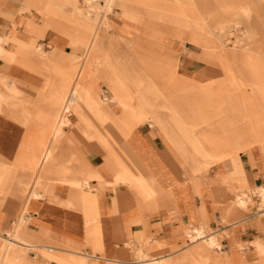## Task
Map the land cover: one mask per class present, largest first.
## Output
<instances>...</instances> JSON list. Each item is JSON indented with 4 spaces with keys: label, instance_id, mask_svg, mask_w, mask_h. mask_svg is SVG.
Masks as SVG:
<instances>
[{
    "label": "crops",
    "instance_id": "obj_1",
    "mask_svg": "<svg viewBox=\"0 0 264 264\" xmlns=\"http://www.w3.org/2000/svg\"><path fill=\"white\" fill-rule=\"evenodd\" d=\"M51 1L55 3L56 0ZM64 1L71 7L75 6L78 0ZM241 2V0H236L234 4L223 2L222 13L209 14L207 5L201 4L199 7L197 0H183L182 12L180 11L182 16L176 17L174 24L178 27L190 23L198 26L203 31L202 34H209L210 39L202 35L198 43L205 51L213 53V59L218 56L217 49H221L227 58H232L233 54L216 45L219 44V40L211 36L214 34L211 24L217 25L221 30L222 26L234 20V16L242 15L232 13V9L241 8ZM254 2L251 0L249 5L243 6L244 11L250 13L254 10ZM21 7L22 3L19 0H0V35L10 36V31L16 26L19 37L26 41L30 40V35L25 31L26 23L30 20L40 23V19L19 13L11 19L10 11L17 12ZM197 12H200V19L199 15L198 18L196 17ZM243 15L245 16L246 13L243 12ZM49 21L51 22L50 19ZM78 27L85 31V35L79 37L74 44L65 37L64 26L54 24L56 33L48 31L39 41L51 51L50 53L40 47L34 48L24 44L21 48L20 39L12 41L13 47L3 44V48L0 49V76L7 74L13 80L8 83L6 79L5 86L0 88V193L10 178L11 166L13 163L18 164L19 156L25 165L21 167L27 173L16 180L17 190L0 197V238L7 242L4 252L10 257L9 264H29L25 261L23 251L14 253L16 257L11 254V246L15 244L11 245L10 241L4 238L7 236V231H12L15 223L10 218L14 216L19 218L24 203L26 209L30 208V212L25 216L28 220L26 235L35 241H42L41 244H56L60 248L56 251L59 255H67L71 251V254L83 255L88 260L89 256L82 252H91L95 248L98 252L91 260L96 261V264H131L138 262L137 249L140 242L141 246H145L144 252L140 254L145 255L146 258L149 255L150 260L155 261L152 264H167L166 258L171 260V264H203V258H209L204 246L223 251L218 253V259H224L226 255L228 257L230 253L232 260H227L223 264H258L260 258L257 254L264 256V251L256 247V244L264 246V213L261 216L255 213L254 207H251L253 198L250 197L251 193H259L264 202V183H262L264 128L258 126V118H247V122L237 125L236 128L233 125L231 128L224 119V121L222 119L212 121L213 117L210 116L198 123L191 112L184 111V116L180 117L172 111V115L167 116L168 127L160 124L162 132L159 127H152L150 124L140 126L131 138L130 145L127 144V149L123 150L124 152L118 149L120 158L128 166L134 165L144 175V179L138 178L143 186L137 187L133 172L137 170L123 169L118 174L120 168L115 161L111 158L108 160L106 153L94 139L89 137L88 131L93 130L92 124L87 128L78 119L75 121L72 117L73 125L68 129L69 136L66 134V127L60 133V142L57 145L53 143L56 123L55 118L50 116V110L56 97L52 93L56 85L62 87L56 92H63V95L58 94L57 98L64 105L71 90L77 83L80 84V116L87 117L85 114L87 112L96 113L98 119L108 126L114 122L111 106L116 102L128 115L126 120L121 116L118 118L125 124L137 125L120 102V100L130 101L122 95L121 86L110 84L115 98L109 100V92L105 90V95L108 96L105 102L109 101V103L100 102L99 99L103 94L94 87L92 68L96 58H91L93 51L98 49L99 42L95 36L88 37L87 33L92 27L86 23ZM73 44L83 53L81 56L76 55L74 63L71 62L74 54L69 53L72 52L69 45ZM167 44L164 49L166 53L177 59L173 60L172 65L182 75L196 80L203 77L202 80L206 81L221 76L215 77L213 74L220 72H215L214 69H212L214 73L202 74L203 70L215 68V65L211 60L203 58L200 51L191 44L180 43L174 50L172 47L168 48ZM55 48L58 50L52 52ZM20 49H23L21 53ZM41 52L43 54H40ZM19 56H23L24 60H20ZM45 69L56 74L58 80L53 84L46 81L43 74ZM86 69L90 72L85 73ZM74 72L76 82L72 84ZM44 83L50 85L44 86ZM247 86L248 84L241 85L244 87L242 93L247 91ZM22 90L29 93L28 101H25L30 106L29 110H23V105L19 106L16 102L14 106L9 107L21 110V116L13 118L6 112L2 113L8 98L16 97L23 104L24 101L19 100ZM200 124H204L205 127L201 129ZM25 125H28V129ZM215 125H219L222 133L230 129L229 139L232 140V149L227 155L223 153L215 157L209 153L207 135L209 131H212L211 134L214 132ZM70 130L75 131L73 135L78 136L77 139L72 137ZM221 136L223 135L218 132L214 138L220 140L223 138ZM104 138L105 141L107 138L110 139L108 135H104ZM64 139L66 141L61 145ZM88 145L91 148H88ZM55 146L56 150L53 151L57 154L54 152L52 158L48 160V153ZM76 146L78 149L74 151L72 148ZM237 146L239 149H235ZM239 151L245 152L239 154ZM248 153H253L256 159H248L246 156ZM222 156L232 158L227 164L213 166L212 164L223 162V159H220ZM209 157L218 162L208 163ZM47 160V165L44 167ZM66 161L71 162L74 167H70ZM207 168L208 172L200 176ZM34 176L37 179L35 183ZM225 176L229 178L228 185L225 183ZM102 178L106 185H102L104 191L95 199L86 195L84 190L77 191V188L86 187L90 182L97 186L98 182L92 180ZM120 181L128 186L120 184ZM244 187L250 188L251 193L244 191ZM38 188L47 189L48 197L39 199L42 195L37 192ZM234 188H240L237 192L239 195L238 197L235 195V200L230 202ZM197 190L201 192L203 201L197 196L195 192ZM34 193L37 196L31 198ZM10 195L14 198L6 201L7 196ZM240 197L246 202L243 208L238 203ZM152 199L154 202L151 204ZM239 213H242L240 217ZM219 217L222 225L228 224L224 230L228 231L229 238H221L220 241L215 238L220 247L211 246L210 236L207 235L205 228L217 227ZM238 217L237 222L231 223ZM195 224L206 226L201 227L206 238H199L193 232V228H189V237L193 241L199 239L203 241L202 245L190 247L183 236V231ZM153 239L154 243L158 242L156 246L151 245ZM18 240L33 250L38 247L30 244L29 240ZM230 243H234L232 247L236 249L229 250ZM65 245L77 248L79 252H72L73 249ZM43 248L48 251L55 249L49 246ZM28 256L31 260L30 264H60L57 262L59 260L47 261L41 254L34 252H29ZM52 258L54 259V256Z\"/></svg>",
    "mask_w": 264,
    "mask_h": 264
},
{
    "label": "rangeland",
    "instance_id": "obj_2",
    "mask_svg": "<svg viewBox=\"0 0 264 264\" xmlns=\"http://www.w3.org/2000/svg\"><path fill=\"white\" fill-rule=\"evenodd\" d=\"M19 1H21L22 7L17 12L10 11L12 15L9 17L13 19L17 13L20 15L29 14L32 15L34 19L39 18L40 23H36L33 20L26 23L25 31L30 35V40L28 41L19 37L16 26L10 31V36L0 35V37L7 42L6 46L11 45L13 47V37H19L22 42L21 48H23L22 45L24 44L34 48L40 47L43 51L50 53L51 51L46 49L39 41L45 37L48 31L55 32L54 24L64 26L65 37L70 39L71 43L75 44V41L79 39V37L85 35V31L78 26L86 23L88 26L92 27L90 32L87 33L88 37L91 38L95 36L99 42L98 49L93 51L91 56L92 59L94 57L96 58L93 62L94 66L92 67L94 71L95 89H98L100 94L103 93L104 96H106L104 91L108 90L110 97H107L110 100L115 98L113 89L110 86V84L114 83L122 87V95L130 100L132 104H136V106L141 104L140 107L136 108V111L145 115V119L144 122L137 125H133L132 123L125 124L123 120L118 118L121 116L126 120L128 119V115L116 102H113L111 106L114 122L108 126L98 119L99 117L96 113L94 114L92 112H89V114L88 112L85 113L87 117L71 112L68 117V126L65 129L68 136V129L73 125L72 117L75 121L78 119L87 128L91 127L89 124H92L93 130L88 131L89 137L94 139L96 144L106 153L108 160L111 158L115 161L120 168L118 174H120L123 169L137 170L134 165L128 166L120 158L118 149L124 152L123 150L127 149V144L130 145V140L135 135L136 130L144 124H150L152 127H159L162 132L160 124L162 126L165 125L164 127L166 128L168 127L166 123L167 116L172 115V111L176 112L180 117L184 116V111L191 112L195 114L194 116L197 122L210 116L213 117L212 121H215V119H224L226 120L227 126L231 127L234 125L235 128L237 125H242L247 122V118H258V126L264 128V0H254V10L250 13H247V10L244 11L243 6L249 5L251 0H241V8L232 10V13H241L242 15L234 16V20L222 26L221 30L217 25L211 24V30L214 31V34L211 36L219 40H217L219 44L216 45H218V47L221 46L226 51L233 54L232 58H227L224 56V52L221 49H217L218 56H216L215 59H213L211 52L205 51L199 45V37L204 34L201 33L202 30L198 26L188 23L189 25L185 24L177 27L174 24L176 17L180 18L179 16H182L180 11L182 12L181 6L183 0H114L111 7H108L106 5L107 1L104 0V4L99 3L94 5L95 8L93 9L96 13L92 17L84 10L85 0L80 1V9L77 5L68 6L64 0H56L55 3H52L51 0ZM235 1L236 0H197V5L199 7L201 4L207 5L209 7V12L206 10L203 11L209 14H220L222 13L223 2L224 4L225 2L234 4ZM10 7L12 8V6ZM45 11L48 13H44ZM243 12L246 13L245 16ZM199 13H196L197 18ZM201 13L204 12L201 11ZM118 18L120 21H116ZM75 25L78 26L75 27ZM175 27L178 30H176ZM208 35L209 34H206L204 36L210 39ZM166 43H168V48L172 47L173 50L180 43L182 45L191 44L200 51V55L203 58L211 60L215 65V68L203 70L202 74L214 73L212 70L214 69L215 72H220V74L217 73L213 75L215 77L221 76L206 81L202 80L203 77L196 80L182 75L179 70L173 67L172 62L176 58L168 52L166 53L164 49ZM74 44L69 45L72 49V52L69 53L74 54L72 56V63L76 61V55L81 56L83 54L80 48ZM22 50L23 49H20V53ZM56 50L58 49L55 48L52 52ZM19 58L22 61L24 60L23 56H19ZM88 72L90 71L86 69L85 73ZM43 74L46 81L50 84L58 80L57 75L51 71L45 69L43 70ZM0 77L6 78L8 83L13 81L7 74ZM74 82H76L75 72L72 75L71 83L73 84ZM50 84L44 83L43 85L47 86ZM242 84H248L246 87L247 91L243 93L242 89H244V87H241ZM104 96L102 97L103 99H99L100 102L109 103V101L105 102ZM28 98L29 93L25 90H22V94L19 97V100L24 101L23 104H21L16 97L8 98L6 106L2 109V113L6 112L13 118L21 116V110L11 109L9 106H14L17 102L19 106L23 105V110L28 111L30 106L27 102L25 103V101H28ZM25 126L28 129V125ZM203 127H205V125L200 124V128L202 129ZM220 129L219 125H217L214 132H219V134L223 135L221 136L223 138L220 140L214 138L215 133L213 132L210 141L212 144L219 146L217 149L219 152L227 155L230 152L232 143V140L229 139L230 129L223 131V133ZM74 132V130L71 131L72 137L77 139L78 136L73 135ZM104 135H108L110 139L107 138V141H105ZM64 141H66V139L62 140L61 145ZM168 141L170 142L169 139ZM56 144H58V142ZM83 144L82 142V145ZM88 148H91V146ZM72 149L76 151L78 146ZM241 153L244 152L239 151V154ZM246 156L250 160L256 159L253 153H248ZM231 158V156H222L220 159H223V162L219 161V164H212V162L216 163L218 161H214L213 158L209 157L207 158V162L215 166L227 164V161L231 160ZM66 162L69 163L68 161ZM23 163V159L20 156L18 157V164L13 163L11 166L10 178L5 188L0 193V197H5L11 191L17 190L15 187L16 180L27 174L21 167V165H24ZM69 165L70 167H74L71 162ZM208 170L207 168L206 172L200 174V176H204ZM263 170L264 168H262V172H264ZM133 172L135 173L136 179L135 187L142 185L138 178L144 179V175L138 170L137 172ZM150 178L151 177H149V179ZM36 180V176H34V183ZM92 181H97L98 185L94 186L93 183L90 182L86 187L77 188V191L84 190L86 195H90L95 199L104 191L102 185H106V183L103 178L100 180L93 179ZM227 182H229V178L225 176V183ZM262 183H264V180ZM120 184L128 186V184L122 181H120ZM228 188H230L232 192L231 187L228 186ZM244 191L249 193L250 188L244 187ZM37 192L42 195L39 199L48 197L46 193L47 189L45 188H38ZM195 192L199 199L203 201L201 192L198 190ZM21 197L24 198V196ZM250 197L253 198L251 207L253 206L255 213L261 216V214L264 213V203L260 201V194L251 193ZM10 198L13 199L14 196H7L6 201ZM152 200L151 204L154 202V200ZM234 200L235 194H233L230 202ZM28 212H30V208L26 209L24 203L19 218L17 219L15 216L10 218V220H13L15 223L12 231H7V236L4 238L9 241L16 240L14 241L15 245H12L10 249L13 256L16 257L14 253L23 251L25 253V261L29 262V264L31 263L28 256L29 252L41 254L47 261L59 260L57 262L60 264H96V261L93 259L91 260L98 252L95 248H93L91 252L81 251L83 254L89 256L88 260H86L83 255H73L71 251L67 255H59L56 251L60 248L56 244H41L42 241H35L29 238L25 231L26 225L28 224V220L25 216ZM241 214H238L239 217ZM239 217L236 220H232L231 223L237 222ZM226 225L221 224L219 217L217 227H214V229H210V227H206L203 224L199 226L195 224L187 227L186 231L184 229L183 236L189 242L190 247H195L199 244L202 245V240L199 239L197 242L189 237L190 231H188V229L193 228V232H196L198 229L202 231L201 227H206L205 230L208 232L207 235H209L210 238H216L220 241L221 238H226L224 236V227ZM18 239L29 240L28 242L30 244L38 247L36 250H33L27 245H23ZM154 241L153 239L151 245L156 246L158 242L154 243ZM6 244L7 242L0 238V251H5ZM141 244L142 243L139 242L137 259L139 254L142 253V251L144 252L145 249V246H141ZM44 246L55 247V249L48 251L43 248ZM251 246L253 247V245ZM65 247L73 249L72 252H79L77 248L70 247L69 245H65ZM204 248L207 255L209 254V258H203V264H223L225 261H230L231 259L230 253L228 257L224 255V259H218V253L223 251L220 252L215 249H208L205 246ZM231 248L233 247L230 243L229 250H231ZM240 254L243 255L245 253ZM257 255L260 258L258 264H264V256ZM19 256L23 257L21 254H19ZM52 256H54V259ZM147 258L151 259L149 255ZM166 259L167 264H171V260L168 258ZM137 263H139V259L138 262L131 264Z\"/></svg>",
    "mask_w": 264,
    "mask_h": 264
},
{
    "label": "bare ground",
    "instance_id": "obj_3",
    "mask_svg": "<svg viewBox=\"0 0 264 264\" xmlns=\"http://www.w3.org/2000/svg\"><path fill=\"white\" fill-rule=\"evenodd\" d=\"M80 1L81 0H78L77 1V7L80 9L81 8V6L79 5V3H80ZM107 2H106V5L108 6V7H111V5H112V2L114 1V0H106ZM85 9L84 10H86V12L88 13V15H90L91 17L92 16H94V14L96 13L95 11H94V9L93 8H95V6L94 5H96V4H99V1L98 0H96V3L95 2H90V1H88V0H85ZM82 4V3H81ZM87 5H89L91 8H88L87 7ZM232 10H235V9H232ZM101 20H102V16H101ZM18 36V35H17ZM1 39V38H0ZM17 39H19V37H13V41L14 40H17ZM2 40H0V49L1 48H3V44H7V42L5 41V40H3L2 42H1ZM42 51V50H41ZM1 53V52H0ZM42 53V52H41ZM213 54V53H212ZM2 56V55H1ZM225 56V55H224ZM7 57V56H6ZM9 59V58H8ZM11 60V59H10ZM5 80H6V78H4V77H0V88H1V86L3 87V86H5ZM10 88V91L12 92L13 90L11 89V87H9ZM62 89V87L59 85H56V87L53 89L54 90V92L52 91V93H53V95L54 96H56L55 97V100L53 101V105H52V108H51V110H50V116H52V117H54L55 119H54V122L56 123V127L54 128V132H53V136H54V138H55V140H54V144L55 143H59L60 142V138H59V136H60V133H61V131H63V129L64 128H66L67 126H68V124H67V121L69 120L68 119V117H69V114L71 113V112H75V113H77V114H80V110H81V108H80V105H79V102H80V98H81V95H80V84L79 83H77L76 85H75V87H74V89H72L71 90V92L69 93V95L67 96V99H66V101H65V103H64V105H63V103L60 101V99H58L57 98V95L58 94H61V95H63V92L61 91V92H59V93H57L56 91H60ZM103 94V93H102ZM103 96H104V94H103ZM104 99L105 100H107V96H104ZM120 102H121V104L125 107V109H126V111L129 113V115L131 116V118L137 123V124H139V123H141L144 119H145V115H143L142 113H139V112H137L136 111V108H138V107H140L141 106V104L139 105V106H136V104H132V102H130V101H128V102H126V101H122V100H120ZM193 114V113H192ZM195 114H193V116H194ZM195 117V116H194ZM211 132L212 131H209V134L207 135L208 136V138H209V140H208V142H209V150H210V154H212V155H214L215 157H219L220 155H222L223 153L222 152H219L217 149H218V147L219 146H216V145H214V144H212L211 143V141H210V139L212 138V136H211ZM215 133V132H214ZM216 134V133H215ZM57 145V144H56ZM261 147V146H260ZM259 147V148H260ZM56 150V146L55 147H53L51 150H50V152L48 153V160L50 159V158H52V156H53V154H54V152L55 151H53V150ZM66 149V148H65ZM230 149H232L231 147H230ZM235 149H239V146H237V147H235ZM260 150V149H259ZM65 151V150H64ZM71 151V150H70ZM245 152V151H244ZM261 152V151H260ZM71 153V152H70ZM262 153V152H261ZM55 154H57V152H55ZM75 154V153H74ZM260 154V153H259ZM71 155V154H70ZM74 156V155H73ZM78 156V155H77ZM77 158H79V156L77 157ZM48 160L46 161V163H45V165H44V167H46V165H47V162H48ZM253 188V187H252ZM240 188H234V194L237 196V195H239V194H237V192H238V190H239ZM233 192V191H232ZM248 194V193H247ZM257 194V193H256ZM37 196V194H32V196H31V198H35ZM238 197V196H237ZM30 198V199H31ZM245 198H248V197H245ZM260 201L261 202H263L262 200H261V198H260ZM238 203H239V206L240 207H245V205H246V202L245 201H243V199L240 197V198H238ZM264 203V202H263ZM251 205V204H250ZM249 205V206H250ZM262 205V204H261ZM247 207V206H246ZM248 208V207H247ZM263 214V213H262ZM224 221V220H223ZM223 221H222V223H223ZM224 224V223H223ZM225 234H224V236L225 237H227V238H229V233H227V232H224ZM195 234H197V236H199V238H203V237H205V236H203V231H201V230H196V232H195ZM2 238V237H1ZM206 238V237H205ZM232 238V237H231ZM208 239H209V237H208ZM218 241V240H217ZM217 241H216V239L215 238H210L209 239V244L211 245V246H219V243H217ZM262 241V240H261ZM230 242H233V241H230ZM10 243H11V245L14 243L13 241H10ZM234 243H231V246L233 245ZM220 247V246H219ZM256 247H257V249H259V250H261V251H264V246L263 245H261V244H256ZM37 248V247H36ZM212 248V247H211ZM236 249V248H235ZM253 249H255V247H253ZM200 250V249H199ZM217 251H219V250H217ZM193 253V252H192ZM195 253V252H194ZM198 253V252H197ZM238 259V258H237ZM232 260V259H231ZM236 260V259H235ZM9 262H11V260H10V257L7 255V252L5 253L4 251L3 252H1V255H0V264H9ZM155 261L154 260H150V259H147L146 257H145V255H142V254H140L139 255V263H137V264H152V263H154Z\"/></svg>",
    "mask_w": 264,
    "mask_h": 264
},
{
    "label": "built area",
    "instance_id": "obj_4",
    "mask_svg": "<svg viewBox=\"0 0 264 264\" xmlns=\"http://www.w3.org/2000/svg\"><path fill=\"white\" fill-rule=\"evenodd\" d=\"M88 1L96 3V0H88ZM98 1H99L100 4H104L105 3L104 0H98ZM87 7L91 8L89 5H87ZM109 16H111V15H109Z\"/></svg>",
    "mask_w": 264,
    "mask_h": 264
}]
</instances>
